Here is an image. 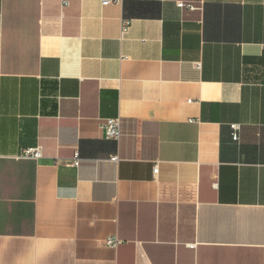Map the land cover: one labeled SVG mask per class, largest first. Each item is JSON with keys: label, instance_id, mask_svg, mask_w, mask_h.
Listing matches in <instances>:
<instances>
[{"label": "crops", "instance_id": "0c3cea01", "mask_svg": "<svg viewBox=\"0 0 264 264\" xmlns=\"http://www.w3.org/2000/svg\"><path fill=\"white\" fill-rule=\"evenodd\" d=\"M62 2L0 0V264H264V0Z\"/></svg>", "mask_w": 264, "mask_h": 264}, {"label": "built area", "instance_id": "2783aa9c", "mask_svg": "<svg viewBox=\"0 0 264 264\" xmlns=\"http://www.w3.org/2000/svg\"><path fill=\"white\" fill-rule=\"evenodd\" d=\"M67 0H63L62 5L66 6L67 5ZM104 4H108L109 1H103ZM178 7H184L182 3H177ZM127 27L128 24L127 22H122V27H121V36H123L127 32ZM233 130V137L232 139L234 141L238 140V130H239V125H232L231 126ZM101 129L103 131L104 136L107 139L113 140V141H118L120 138V120L118 118H112V119H107L103 123H101ZM75 158H77V153L74 154ZM42 157V152L40 147H35V148H30L23 150L20 155L16 156L17 159H33V160H38ZM1 158V155H0ZM117 157H111L110 161H116ZM154 174L157 173V168H154ZM117 241L113 238H110L107 240L106 244L109 246H114L116 245Z\"/></svg>", "mask_w": 264, "mask_h": 264}]
</instances>
